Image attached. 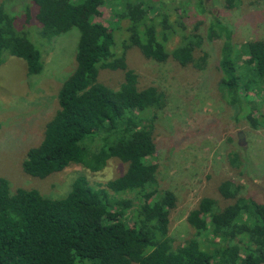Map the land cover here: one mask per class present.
I'll use <instances>...</instances> for the list:
<instances>
[{
	"label": "trees",
	"instance_id": "16d2710c",
	"mask_svg": "<svg viewBox=\"0 0 264 264\" xmlns=\"http://www.w3.org/2000/svg\"><path fill=\"white\" fill-rule=\"evenodd\" d=\"M102 3L111 6L112 26L91 21ZM187 4L206 14V37L221 40L218 89L225 103L259 127L264 39L238 50L230 25L209 15L202 0H29L20 15L0 2V65L9 54L25 61L28 75L39 74L55 38L73 27L79 32L75 68L59 87L42 139L27 149L23 171L45 178L72 164L91 172L113 158L126 164L104 182L77 176L61 197L12 190L0 176V264H264V203L241 195V185L230 179L218 192L232 202L222 207L202 197L186 217L192 235L178 245L169 235L177 198L159 185L148 160L167 95L155 85L138 87L126 58L136 47L147 59L171 57L180 66L204 68L207 52L198 31L204 21L192 22ZM235 4L226 0L225 6ZM29 32L42 40L40 47ZM103 70L123 71V80L110 87L99 80ZM229 159L238 165L235 155Z\"/></svg>",
	"mask_w": 264,
	"mask_h": 264
},
{
	"label": "rangeland",
	"instance_id": "374dc122",
	"mask_svg": "<svg viewBox=\"0 0 264 264\" xmlns=\"http://www.w3.org/2000/svg\"><path fill=\"white\" fill-rule=\"evenodd\" d=\"M28 1L0 0L8 11L18 15ZM202 1L209 15L230 25L238 50L247 41L264 39V0H234L236 4L230 8L225 6L226 0ZM110 8L109 3L100 4L91 21L112 26ZM184 8L192 22L204 21L198 29L204 37L201 48L207 52L204 68L180 66L171 57L164 62L147 59L136 47L128 50L126 58L128 68L138 74V87L155 85L167 95V104L158 112L153 130L156 152L148 160L156 166L159 185L173 191L177 198L169 214V235L175 245L192 235L186 217L202 197H212L222 207L232 202L218 192L223 180L239 183L241 195L264 203V116L263 123L254 128L247 113L237 116V110L225 103L218 89L221 40L206 37V14L192 4ZM185 22L189 24V19ZM78 35L73 27L57 36L39 74L28 75L25 61L9 54L0 65V176L8 180L12 190L34 188L43 195L61 197L79 175L104 182L126 168L125 163L113 158L98 172L72 164L45 178H36L22 169L27 149L40 142L45 123L58 107L57 92L62 81L75 68ZM29 37L40 47L42 40L31 37L30 32ZM123 74L103 70L99 80L116 87ZM259 108L264 115V104ZM257 115L252 113L253 117ZM230 155H235L238 165L230 162Z\"/></svg>",
	"mask_w": 264,
	"mask_h": 264
},
{
	"label": "water",
	"instance_id": "95a60500",
	"mask_svg": "<svg viewBox=\"0 0 264 264\" xmlns=\"http://www.w3.org/2000/svg\"><path fill=\"white\" fill-rule=\"evenodd\" d=\"M242 138V136H241V134H239V139H241Z\"/></svg>",
	"mask_w": 264,
	"mask_h": 264
},
{
	"label": "flooded vegetation",
	"instance_id": "af4514ba",
	"mask_svg": "<svg viewBox=\"0 0 264 264\" xmlns=\"http://www.w3.org/2000/svg\"><path fill=\"white\" fill-rule=\"evenodd\" d=\"M220 19V18H219ZM223 21V20H222Z\"/></svg>",
	"mask_w": 264,
	"mask_h": 264
}]
</instances>
